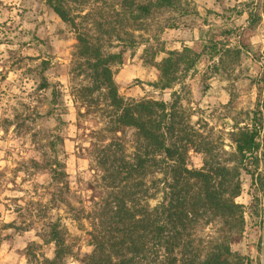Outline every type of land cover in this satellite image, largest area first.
<instances>
[{"label":"rangeland","instance_id":"obj_1","mask_svg":"<svg viewBox=\"0 0 264 264\" xmlns=\"http://www.w3.org/2000/svg\"><path fill=\"white\" fill-rule=\"evenodd\" d=\"M129 1L150 0H64L71 26L44 0H0V264L51 259L52 225L67 246L59 264H80L92 249L85 215L107 191L98 153L116 137L115 150L133 155L134 130L112 135L104 89L87 90L93 83L76 54L77 33L104 54H121L110 69L125 102H163L178 137L197 141L189 168L202 167L206 148L232 167L234 137L258 130L257 160L240 172L235 199L243 233L231 246L250 264H264V0H176L138 19ZM184 48L197 54L193 66L180 63L170 88L157 87L158 64ZM54 158L64 165L61 184L46 164ZM6 223L13 226L2 229Z\"/></svg>","mask_w":264,"mask_h":264},{"label":"trees","instance_id":"obj_2","mask_svg":"<svg viewBox=\"0 0 264 264\" xmlns=\"http://www.w3.org/2000/svg\"><path fill=\"white\" fill-rule=\"evenodd\" d=\"M44 1L62 21L75 26L64 0ZM175 2L129 1L126 7L131 14L137 12L134 19H138L155 8H171ZM76 42V54L93 83L88 92L104 89L111 107L109 131L115 135L130 128L135 137L131 159L115 150L116 137L98 153L100 180L109 186L105 183L104 195L98 193V208L85 215L92 249L80 264H250L231 244L243 233L244 211L235 199L241 191L240 172L248 173L247 164L257 160L258 130L244 129L234 137L232 167L219 164L206 148L202 167L189 168L188 152L198 143L192 136L178 137L174 114L165 104L125 102L119 96L110 64L121 62V54H104L101 46L83 33H77ZM196 59L197 54L189 48L170 51L158 64L161 83L156 86L170 88L179 64L191 68ZM41 86L46 88L48 83L43 79ZM46 164L54 166L50 171L61 184L66 177L64 165L56 158ZM12 226L6 223L2 229ZM47 236L54 250L43 264H59L67 254L63 231L52 225Z\"/></svg>","mask_w":264,"mask_h":264}]
</instances>
